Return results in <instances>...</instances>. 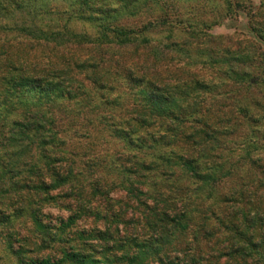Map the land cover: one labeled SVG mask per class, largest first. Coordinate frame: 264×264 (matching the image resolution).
I'll use <instances>...</instances> for the list:
<instances>
[{
  "label": "trees",
  "instance_id": "obj_1",
  "mask_svg": "<svg viewBox=\"0 0 264 264\" xmlns=\"http://www.w3.org/2000/svg\"><path fill=\"white\" fill-rule=\"evenodd\" d=\"M44 1L0 0V15L48 14ZM63 1L68 19L92 23L96 37L23 24L0 40V211L28 216L38 240V255L20 264H264L261 11L249 6L253 37L159 46L119 19L169 0ZM109 31L133 34L114 40ZM121 81L133 108L104 128L124 142L105 167L117 179L89 168L79 183L55 113L92 92L105 102ZM47 206L69 214L46 220ZM91 217L94 226L79 223Z\"/></svg>",
  "mask_w": 264,
  "mask_h": 264
},
{
  "label": "rangeland",
  "instance_id": "obj_2",
  "mask_svg": "<svg viewBox=\"0 0 264 264\" xmlns=\"http://www.w3.org/2000/svg\"><path fill=\"white\" fill-rule=\"evenodd\" d=\"M231 1L230 7L224 0H169L168 3H149L142 5L137 14L120 18L119 24L134 29L136 32L142 31L143 37L151 39L155 45L159 46L173 41L181 43L189 41L192 46L204 38L205 34L222 38L234 36L235 39L242 35L253 37L251 27L254 26V23L250 22L248 13L251 12L250 7L254 12L261 11L260 16L261 14L263 16L256 18V23L261 24L264 20V6H262L264 0H240L247 7L245 10L236 7V2L239 0ZM39 7L45 10L49 9V15L37 10L39 15L36 16L34 14L36 12L29 8L14 9L12 14L7 16L0 15V40H11L18 33L6 32L4 28L20 27L23 24L53 31L66 27L70 31L85 33L92 37L98 35V28H95L92 23L74 18L68 19L67 3L63 0H45L40 3ZM150 22L153 26L145 29V26L149 25ZM108 33L110 38L114 40H116L115 38L130 37L133 34H116L111 31ZM193 59L195 60V58ZM88 96L89 98L85 100L86 103L82 106L77 103L76 100L78 99H75L55 113L58 127L68 129V132L63 136L64 142L60 148L68 158L76 160V170L80 172L79 183L88 182L89 172H91L89 168H93L96 170V174L100 175L101 172L107 170L105 167L108 166L109 159L117 158V155L122 152L124 142L109 135L104 128L106 121H118L125 118L128 111L133 108L134 103L133 93H130L128 85H124L122 81L117 83L114 93L106 96L105 102H101L96 92H92ZM103 103L107 104L103 105ZM98 114L104 116L102 124L98 122ZM236 147L237 143L236 146L234 145V148ZM105 158H108V161H104ZM102 160L105 162L104 165H101ZM96 162H98L97 165H94ZM109 173L107 170V175ZM108 177V180H115L116 175L110 174ZM111 195L115 198L124 199V192L122 191L117 190ZM11 212L10 209L4 210V208L0 211V264H20V258L29 262L30 257L35 258L38 255V248L33 245V242L38 240L32 220L28 216L17 213L11 214ZM43 212L50 217L46 220L51 221H55L58 217L66 218L69 214L67 211L48 206ZM6 214L9 217V222L6 221L7 225H5L6 222H2V218ZM79 223H83L85 227L95 224L92 217ZM18 236L28 237L29 240L20 243L21 241L17 240ZM24 248L28 250L26 257H24L22 250H20V255L14 253L15 249Z\"/></svg>",
  "mask_w": 264,
  "mask_h": 264
}]
</instances>
